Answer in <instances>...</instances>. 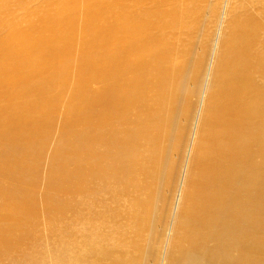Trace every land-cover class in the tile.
<instances>
[{
  "label": "bare ground",
  "instance_id": "obj_1",
  "mask_svg": "<svg viewBox=\"0 0 264 264\" xmlns=\"http://www.w3.org/2000/svg\"><path fill=\"white\" fill-rule=\"evenodd\" d=\"M11 1L21 16L10 12ZM256 1V14L233 21L217 60L172 264H264V0ZM80 3L44 0L31 11L23 0H0V257L32 240L34 150L46 144L72 70L77 79L49 179L57 192L76 196L74 223L92 222L83 239L54 245L56 263L121 264L110 235L94 231L112 214L122 220L132 205L127 214L141 216L178 145L176 90L191 57L183 46L191 38L182 35L194 24V0H84V42L75 54ZM48 191L47 205L59 204L58 193ZM78 242L85 243L82 253ZM36 258L42 256L27 250L18 260Z\"/></svg>",
  "mask_w": 264,
  "mask_h": 264
},
{
  "label": "rangeland",
  "instance_id": "obj_2",
  "mask_svg": "<svg viewBox=\"0 0 264 264\" xmlns=\"http://www.w3.org/2000/svg\"><path fill=\"white\" fill-rule=\"evenodd\" d=\"M80 1L81 5L77 11L78 16L76 15L75 25L73 27L76 28V32L74 31L75 54H78L82 50V42H84L82 39L85 28L86 8L84 7V0ZM43 2L44 0H23L24 8L31 11L39 8ZM9 5L12 8V10H10L11 13L17 14L16 16L22 15L21 7L17 5V2L11 1ZM258 7L256 0H194L195 12L192 16V21L194 23L192 24V29H194L188 30L185 34L186 37H184L185 35H182L184 32L181 31L183 32L181 34L183 39L181 35H179L182 40L191 38L189 41H183L185 51H187V55L191 53V57L186 56V74L182 76L183 78L185 76V78L184 80L181 78L176 90L177 93L178 91L179 93L180 91L181 93L184 92L182 94L180 93V95L178 93L179 96L175 94L176 98H179V101L176 99L175 103L181 109L177 108L178 113L176 119L178 117V122L176 123L177 120H175L174 125H178L176 127L174 126L176 135L173 142L177 140L179 146L172 144L170 147L167 157L164 159L163 171L153 189V200L150 201L147 209L143 207L141 209L139 208L141 216L138 214L137 218L135 210L130 214H127L126 211H131L134 207V205L131 204L132 209H130V207L125 210L126 214H123L124 218L122 220H119V216L114 214L111 215L112 217L109 218L105 225V228L109 227L108 230L110 231L105 230L104 225H99L96 232L94 231V233H98V230L100 232L103 228L101 231L110 235L109 239L111 240H109V245H111V248L113 246L114 250L119 251L122 254L123 261L121 264H172L171 250L179 231L178 225L180 222V216L183 212V206L185 205V191L186 188H188L187 183L194 166L196 149L199 141L198 138L200 137L203 126L204 112L206 111L208 104H210L209 101L217 74L218 61L226 49L225 39L229 38L233 29V21L237 16L246 12L256 14ZM195 23L197 24L196 26ZM2 30L3 27L0 25L1 33L3 32ZM190 32H192V34ZM187 47L190 49L189 52L186 50L188 49ZM74 73L76 74V72L72 70V75L70 73L71 76L68 77V82L66 86H64L61 99L58 102V107L56 109V117L54 116L55 120L53 119L54 121L50 124L51 126H48L47 135H49L46 137L47 139H45V146H42V148L38 146L34 150V156L36 158L34 161L36 162L35 169L37 170V172L34 170V176L38 178L34 181V183L37 184H35L36 186H34L33 191L35 193L33 194L37 212L34 218L33 231L35 232L32 235V240L31 242L29 240L27 241L30 245L18 246L11 254L0 257V264H21L18 257L23 252H27V250H29V252L32 251L34 256H36L37 253L42 256V259L36 258L35 264H58L56 263V250H53L54 245L57 243L55 249H58L63 246L65 241L70 243L78 238L83 239L86 236L85 234H88V229L90 227L89 222L92 221L89 220L86 221L87 224L81 223L80 225L75 224L73 221L75 218V216L73 217V214L75 215L76 213L74 212L76 208V196L57 192V190L53 189L49 179V173H51L50 170L53 166L52 163L55 162L56 146L59 144V138L62 133V125L65 120L64 117L67 110V104H69L73 96L75 80L77 79V74L75 75ZM93 85L95 86V84H92L91 88H93ZM60 92L61 91H59V95ZM56 94H58V90L52 92L53 97L57 96ZM0 104L5 103L0 101ZM49 129L51 130L49 131ZM176 136L179 139H176ZM38 150L40 151L39 153L37 152ZM72 167L73 165H71L69 169H72ZM31 180L29 179V181ZM46 190L48 193H58L57 197H60V200L58 199L59 204L52 203L47 205V195H45L47 194ZM134 194L139 196L140 192L136 193L135 191ZM129 198L130 196H128V198L125 197L123 202L125 201L129 204ZM109 207L113 209L115 204L112 203ZM48 210H53V217L49 216L50 213ZM85 212L86 216H88L89 210L87 207H85L84 213ZM112 219L114 221H112ZM86 220H88L87 217ZM109 224L112 226H108ZM118 224H122L121 226L123 228ZM117 230L119 231L118 234ZM68 231L73 235L71 236ZM120 231L122 233H120ZM104 232L103 234H106ZM34 238H37L36 242ZM122 239H124V242H122ZM32 243L34 246L36 244L35 249H33L34 246H32ZM28 246H32V249ZM75 247L78 248H75L76 252L82 253L85 249V243L78 242ZM126 255L128 256L126 257ZM132 258L134 261L131 260ZM111 261L114 260L109 259V264Z\"/></svg>",
  "mask_w": 264,
  "mask_h": 264
}]
</instances>
